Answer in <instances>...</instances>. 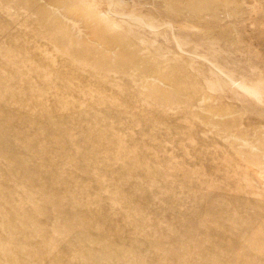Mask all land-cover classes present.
<instances>
[{"label":"rangeland","instance_id":"obj_1","mask_svg":"<svg viewBox=\"0 0 264 264\" xmlns=\"http://www.w3.org/2000/svg\"><path fill=\"white\" fill-rule=\"evenodd\" d=\"M0 264H264V0H0Z\"/></svg>","mask_w":264,"mask_h":264}]
</instances>
